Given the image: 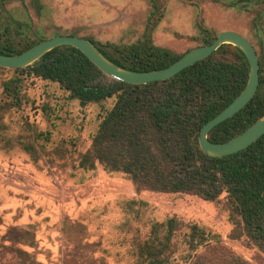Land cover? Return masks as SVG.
<instances>
[{"label": "trees", "instance_id": "1", "mask_svg": "<svg viewBox=\"0 0 264 264\" xmlns=\"http://www.w3.org/2000/svg\"><path fill=\"white\" fill-rule=\"evenodd\" d=\"M148 1L154 8L152 16L160 12L158 0ZM257 2L264 13V0H228L224 4L247 10ZM32 4L43 11L42 0H32ZM199 29V46L212 44L218 37L204 22ZM84 38L115 64L134 71L166 68L191 50L178 54L156 45L153 28L146 29L134 43ZM45 39L31 22L14 17L0 23L2 54L25 52ZM260 64L255 98L213 128L211 141L226 142L264 115V63ZM10 70L13 75L4 81L3 92L7 108H21L27 101V83L37 81L57 85L66 100L77 103L84 113L90 106L101 107L92 144L79 156L76 169L97 174L102 168L109 175L128 178L139 191L197 195L207 201L224 196L230 220L241 237L264 253V136L245 150L224 157H211L200 145L204 125L229 106L248 83L250 63L240 48L224 44L173 78L148 84L114 79L81 50L67 45L51 50L33 65ZM59 104H46L43 111L55 116L56 110V119H61ZM52 125L56 126L54 120ZM52 134L41 131L37 136L49 141ZM23 147L37 160L33 145ZM117 205L123 212L118 226L128 233L123 264H253L227 250L222 235L204 223L177 214L160 217L143 199L121 196Z\"/></svg>", "mask_w": 264, "mask_h": 264}, {"label": "rangeland", "instance_id": "2", "mask_svg": "<svg viewBox=\"0 0 264 264\" xmlns=\"http://www.w3.org/2000/svg\"><path fill=\"white\" fill-rule=\"evenodd\" d=\"M225 1L158 0L160 12L152 16L148 0H42L41 13L32 0H0V23L15 17L31 22L47 39L77 33L122 44L137 42L153 28L156 45L183 54L200 45L199 24L204 22L216 35L234 31L247 37L264 63L263 5L257 2L246 10ZM3 68L0 264H123L128 233L118 226L123 220L117 205L121 196L150 202L160 217L177 214L204 223L222 235L227 250L264 264V253L249 245L231 222L224 196L207 201L197 195L139 191L128 178L109 175L102 168L97 174L76 169L79 156L92 144L101 107L90 106L84 113L57 85L37 81L27 83V101L21 108H7L4 81L13 71ZM58 102L57 120L56 110L55 116L49 115L43 106ZM41 131L53 132L51 139H39ZM24 144L37 149V160Z\"/></svg>", "mask_w": 264, "mask_h": 264}, {"label": "water", "instance_id": "3", "mask_svg": "<svg viewBox=\"0 0 264 264\" xmlns=\"http://www.w3.org/2000/svg\"><path fill=\"white\" fill-rule=\"evenodd\" d=\"M224 44H232L240 48L250 63V76L245 89L201 130L200 145L204 152L211 157H224L245 150L264 136L263 115L244 132L226 142L218 143L209 139L211 130L242 111L255 98L259 89L261 69L259 54L251 41L238 32H222L212 44L195 47L170 66L158 70L134 71L121 67L108 59L91 40L75 35H57L45 39L19 54L0 53V66L25 68L33 65L51 50L67 45L81 50L104 73L114 79L131 84H148L173 78L184 69L208 58Z\"/></svg>", "mask_w": 264, "mask_h": 264}]
</instances>
